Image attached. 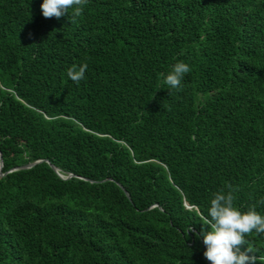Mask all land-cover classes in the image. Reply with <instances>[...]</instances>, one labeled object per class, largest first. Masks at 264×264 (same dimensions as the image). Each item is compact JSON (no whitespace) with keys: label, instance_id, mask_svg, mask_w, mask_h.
Returning a JSON list of instances; mask_svg holds the SVG:
<instances>
[{"label":"trees","instance_id":"1","mask_svg":"<svg viewBox=\"0 0 264 264\" xmlns=\"http://www.w3.org/2000/svg\"><path fill=\"white\" fill-rule=\"evenodd\" d=\"M42 3L0 0V264H210L215 193L264 215V0Z\"/></svg>","mask_w":264,"mask_h":264},{"label":"clouds","instance_id":"2","mask_svg":"<svg viewBox=\"0 0 264 264\" xmlns=\"http://www.w3.org/2000/svg\"><path fill=\"white\" fill-rule=\"evenodd\" d=\"M87 0H43L42 14L45 18L59 19L72 9L70 19L82 15L83 6ZM87 64L77 66L73 64L67 69V76L75 83L84 79ZM187 63L177 62L172 70L164 77V83L169 89H179L185 74L189 73ZM228 191L223 190L213 195L210 200L208 217L203 224L210 226L208 230L201 228L197 237L203 236L206 246L205 258L210 264H256V256L249 255L252 250L241 247L247 244L245 237L255 231L264 234V215H261L256 206L252 205L247 211H241L234 205L232 185H227Z\"/></svg>","mask_w":264,"mask_h":264},{"label":"water","instance_id":"3","mask_svg":"<svg viewBox=\"0 0 264 264\" xmlns=\"http://www.w3.org/2000/svg\"><path fill=\"white\" fill-rule=\"evenodd\" d=\"M0 159H1V167H0V173H2V154L0 153ZM37 162H39V161H37ZM37 162H33V163H31V164H28V165H26V167L27 166H33L35 163H37Z\"/></svg>","mask_w":264,"mask_h":264}]
</instances>
